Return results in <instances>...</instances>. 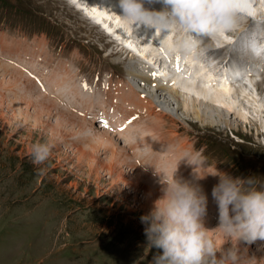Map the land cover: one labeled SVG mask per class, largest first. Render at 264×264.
Segmentation results:
<instances>
[{
	"label": "rangeland",
	"instance_id": "rangeland-1",
	"mask_svg": "<svg viewBox=\"0 0 264 264\" xmlns=\"http://www.w3.org/2000/svg\"><path fill=\"white\" fill-rule=\"evenodd\" d=\"M77 1L81 7L85 0ZM45 2L50 3L48 0ZM260 2L264 4L263 0ZM46 3L44 6H38L32 0H1L0 22L3 15H7L4 8H10L12 14L22 11L27 22L24 19L19 21L20 30L26 31L29 39L40 43L50 40L56 42L51 47L39 48L46 58V67L53 66L55 72H66L67 67H74L78 73L75 62L79 63V68L84 71L81 75L91 78H94L96 73L103 77V74L109 72L107 65L94 56L93 50L125 51L116 45L112 46L98 29L90 28L82 21L74 22V18L65 24L55 20V25L47 19L37 20V15L47 12L49 5ZM83 6L92 9L90 15H96L97 10L91 1L85 2ZM63 17L70 18V14L64 13ZM113 19V14L107 10V14H102V20H96L104 21L108 31L113 33L112 27L120 31ZM120 35L121 40L126 37L121 31ZM141 44L142 42L133 39L131 45H127L138 54ZM65 53L70 54L66 56ZM139 56L145 59L142 54ZM64 60L69 64L62 68ZM111 60L114 62V59ZM0 66L7 72L9 70L10 75L13 72V79L19 81L16 84L12 82L10 75L4 77L3 72H0V95L15 90V95L22 93L21 97L25 102L21 109H15L12 97L9 101L6 96L0 100V264H151L153 256L160 250L150 248L145 235L147 225L141 218L151 211L143 209L144 188L132 187L128 180L112 177L108 167L98 166L97 172L93 173L90 161L79 160V149L88 152L95 150L96 159L105 162L103 165L109 163L113 152H117V156L123 159L124 153L120 143L114 142L113 150L105 143L82 142L78 129L70 131L71 128L70 132L50 142L52 129L36 127L37 123L34 122L38 107L31 81L25 74L13 69L14 67L4 63ZM74 69L70 70L71 76ZM236 89L238 90V86ZM243 99L241 96L239 103L246 107L245 115L255 120L251 124L237 119L234 113L224 112L228 120L236 125L206 127L192 116H185L182 111L178 110L176 113H179V116L174 119L163 111L158 112L153 105L152 116L142 124L143 126H139L148 132V139L152 140L148 145L157 148L163 145L168 149L171 147L172 153L166 155L165 161L172 169H177L179 175L184 176L187 172L192 174V171L198 169L207 171L206 174L202 173L203 178L199 180L202 193L208 200H213L209 202L205 218L208 223L217 227L219 219L212 211V208H218L212 196L214 186L219 183V176L215 174L223 173L244 180L255 178L257 189H264V111L262 115H258V111L252 107V102L248 104L246 100L243 102ZM51 110L53 114L50 116V124H56L61 117L54 116L53 108ZM43 119L48 121L47 116H43ZM75 135L82 144L90 146L76 145L73 140ZM160 140L165 141L162 144ZM36 142H46L51 149L49 158L39 165L32 163L31 156L32 145ZM65 142L72 148L65 149ZM195 144L197 146L194 148ZM197 153L201 154L202 164L192 167L186 160ZM120 170L126 173L125 178H136L139 174L131 173L130 164L123 166V169L119 166L118 173ZM219 231L224 233L223 230L218 229V233ZM228 241L225 246V251L228 250L226 253L215 246L218 264L222 257L224 264H264V245L253 247L252 244L246 245L241 241L244 247L239 249L232 248V241ZM247 246L251 249H247ZM229 250L235 253V260L228 258Z\"/></svg>",
	"mask_w": 264,
	"mask_h": 264
},
{
	"label": "clouds",
	"instance_id": "clouds-1",
	"mask_svg": "<svg viewBox=\"0 0 264 264\" xmlns=\"http://www.w3.org/2000/svg\"><path fill=\"white\" fill-rule=\"evenodd\" d=\"M161 3L162 11L145 8V0H118L121 17L134 25L155 29L156 32H177L175 50L185 55L203 52V41L211 43L217 37L234 32L247 14L248 0H148ZM247 50L256 58L264 59V25H254ZM48 143L32 145V163L39 165L50 156ZM200 153L186 161L195 167L201 163ZM214 186L212 196L219 211V226L228 236L252 243L264 240V189L258 190L255 178H232L223 173ZM162 196L153 209L142 217L147 227L145 235L149 247L160 250L151 264H218L215 246L207 237L204 218L207 197L198 187L175 178L161 177ZM235 260V253L228 252ZM219 264H224L223 257Z\"/></svg>",
	"mask_w": 264,
	"mask_h": 264
},
{
	"label": "bare ground",
	"instance_id": "bare-ground-1",
	"mask_svg": "<svg viewBox=\"0 0 264 264\" xmlns=\"http://www.w3.org/2000/svg\"><path fill=\"white\" fill-rule=\"evenodd\" d=\"M76 1L77 0L72 1L73 4L76 5L77 7H80L77 4L79 2L78 1L76 2ZM88 1L89 2L91 1V3L95 7V10H97L96 15L95 16L91 15V16L95 17V19L102 20V14H107V10H110V13H112L113 17H114V19H113L114 24L117 27H119L120 31L125 33V35H126V37H123L122 41L131 45L132 40L137 39L139 42H142L141 47H140L141 49H139V51H137L138 55L142 54L145 57L144 60H148V61L159 60V53H158L157 49L153 47V45L151 44V41L150 40H145V41L143 40V39H145V37L143 36L144 33H150L153 30V33L156 35L158 32H156L155 29H149L145 26L134 25V24H131V23L125 21L121 17V10L118 6V0H85L83 5H85V2H88ZM144 6H145V8L152 10V11H162L163 7H164L161 3H149L148 0H145ZM263 8H264V4H261L260 0H248L247 13L252 15L254 18L260 19L262 22L264 20V9ZM243 18H245V16ZM263 25H264V23H263ZM139 27L141 29H144L142 34L139 31ZM111 30L113 33L117 32L116 27H112ZM238 30L240 32L241 31L243 32L242 27H238ZM159 33L161 34V32H159ZM159 33H158V36L160 35ZM168 33L170 35H174L177 32L173 31V32H168ZM177 35H178V33H177ZM118 36H121V35H118ZM234 36L233 35H231V36L224 35L222 42L223 43H229L233 39ZM217 41L221 42V37H217ZM170 46L171 45H168V46H166V48H169ZM131 49H133V48H131ZM215 52H217V50L214 52L211 51V53H215ZM189 61H190V63L188 65V68L193 69L194 77H197L198 79L200 78V81L199 80L197 81L194 77L184 78L183 75L182 76L178 75L176 77H173V79H174L173 88L170 89L167 87H159L156 91V95L158 97H159V95H161V97L167 98V99H165L166 101L163 100V102L169 104V106H170L169 109L172 110L174 115L179 116V113H176V112H178V110L182 111V113H184L185 116H190V117L192 116L194 119H196V121L198 123H200L206 127H215V126H220V125L229 127L231 125H236V124H233L234 122H231L228 120L227 115L224 113V112H228L229 114L234 113L236 118L242 120V122L245 121V123L248 122L251 124L253 121L255 122V120H251L250 118L247 117V115H245L244 111H245L246 107H243L239 103V98L241 96L244 97L243 102H245V100L248 104L252 102L253 109L258 111V115H262V111H264V95H263L264 89L262 90V92L260 91L261 86L259 83H254L252 80H250V82H245V83H241V84L237 83V86H238V90H237L238 93H237L235 91V89L230 84L228 85V84L218 83V80H220L221 78L218 76V74H216L217 70H215V67L211 66L209 59H204L202 57H197L196 55H192V57L190 58ZM0 64H2V62ZM137 64H143V63L141 61L140 63H137ZM13 69H15V68H13ZM162 71H163V73H165L167 70L163 69ZM0 72H3L4 77L5 76L8 77L11 74V73H9V70L7 72V70L4 69L3 66H0ZM23 74H25V76L28 79L31 76V73L29 70H24ZM13 75L14 74L12 72V75H10V77L12 78V82H15L17 84L19 81L16 79H13L14 78ZM132 75L135 76L134 73H132ZM215 82H217V83H215ZM22 86H24V85H22ZM179 89H182L185 91L184 95L179 91ZM25 91H26V89H25ZM44 91H48V89L47 90L44 89ZM159 91H160V93H159ZM236 93H237V95H236ZM195 95H197L198 98H194ZM169 96L172 99H170ZM201 97H203L205 101L210 99L211 101L218 102L220 105L223 106L224 110L219 111V110L213 108L210 104L208 105L207 103L201 102V100H200ZM32 99H33V96H32ZM35 100H36V105L38 108H37L35 115H34V120H35L34 122L37 123L36 127H43V129H45V130L47 127L49 129H52L51 137L49 139L50 142L55 140L58 136H61L63 134L65 135L70 131H74L75 129H78V132L81 135L84 133L85 130L86 131L84 134H86L87 130L90 131L89 129H91V128H89L88 126L86 128H82L81 120L76 119V118L72 117L71 115L62 113V110L59 108L58 104H56L53 100H49V98H46L45 96L40 97V98L36 97ZM3 103H5V102L3 101ZM51 108H53V110L55 112L54 116L60 115V117H61L57 121L56 124H50V116H52V114H53ZM155 109H156V107H155ZM263 115H264V112H263ZM28 116H30V114ZM43 116H45V117L47 116L48 121L43 119ZM154 117H156V116H154ZM158 117H160V116H158ZM27 118H26V120H27ZM29 118H32V117H29ZM179 118H181V117H179ZM152 121H153V119H152ZM47 122H48V124H47ZM155 124H157V123L155 122ZM165 125H167V124H165ZM262 126H263L262 128L264 129V124ZM145 127L146 126H144V128ZM69 128H71V130ZM140 129L142 130V128H140ZM159 133H163V132H159ZM175 134H173V135H175ZM150 135H152V134L150 133ZM156 135L157 134H155V136ZM99 136H100V134L93 133V140H92V137H89V138L83 137L82 142L86 141V142H89V144L92 142H93V144H95L97 142H101V141H98V140H101L99 138ZM153 136H151V137L153 138ZM159 137H160V135H159ZM153 140H155V137ZM95 141H97V142H95ZM105 141L110 142V143L112 142L115 146L116 142L114 143L112 140L109 141V139L105 140ZM160 142L162 144L164 143L162 140H160ZM166 143L168 145L170 144V142L169 143L166 142ZM173 145H174V143H173ZM173 145H172V149H173ZM114 146L111 147L113 150H115ZM92 147H93V145H92ZM95 147H97V146H95ZM102 147H105V146H102ZM122 148L123 147H121V149ZM181 148L183 149V146ZM99 149H102V148H99ZM169 149H171L170 146H169ZM89 151L90 152H88L85 149H79L78 150L79 156H80L79 160L90 161V167H91V171L93 173L97 172L98 166L108 167L112 177L118 178V179L123 178L125 181L128 180V184H130L132 187H135V188H139V186L143 187L144 188V194H145L143 209L147 210V211H151L153 209L154 202L162 196V192H161L162 185H161V183H156L153 181V179L151 177L147 176L146 174H145L146 176H143L140 173H139L140 175L139 174L136 175L137 176L136 178H132L131 176H130V178H125L124 174L126 175V173L124 172V170L123 171L120 170L121 172L118 173L119 172V166H122V169H123V166H125L128 163L125 160H123L125 156L123 157V159H121L117 156V152H113V153L111 152L112 158L108 160L109 163H106L105 165H103L105 162L104 163L101 161L99 162L98 159H96V157H95L96 151L95 150H94V152H91L92 150H89ZM171 153H172V151H171ZM121 155H123V154H121ZM176 163H178V162H176ZM96 178H98V177L96 176ZM211 223H213V222H211ZM204 227L207 230V237L212 240L214 246H218L219 249H223L225 253L228 251V250L225 251L226 250L225 246L227 245V242L229 243L228 240L232 241L230 243L232 248L238 247L239 249H241L244 247V244L241 241H239L238 239L231 238L230 236H228L224 233H221L222 231H219L220 233H218V229H216L217 226H214V225H211L210 223H208L206 218L204 220ZM246 248L251 249L250 246H247Z\"/></svg>",
	"mask_w": 264,
	"mask_h": 264
}]
</instances>
